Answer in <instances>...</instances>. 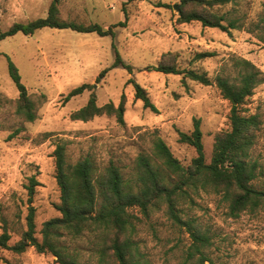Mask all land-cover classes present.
Segmentation results:
<instances>
[{
    "label": "rangeland",
    "instance_id": "obj_1",
    "mask_svg": "<svg viewBox=\"0 0 264 264\" xmlns=\"http://www.w3.org/2000/svg\"><path fill=\"white\" fill-rule=\"evenodd\" d=\"M53 0H0V31L14 23H26L47 16ZM182 0H60L59 17L65 21L99 24L104 28L118 23L115 36L79 33L70 29L44 28L33 35L17 33L0 41V233L2 219L8 222L11 244L26 230L27 190L36 176L33 206L37 237L43 223L60 217V188L52 156L57 143L67 147V159L76 162L91 155L97 165L110 162L129 170L136 157L149 151L151 134L157 132L174 156L189 165L196 156L193 147L179 142L178 131L190 132L194 119H201L203 143L211 158L214 137L229 128L230 103L215 86H204L182 75L164 74L151 69L173 60L181 67H192L214 78L221 72L236 75L232 59L253 62L264 74V43L248 32L264 13V0H241L233 15L244 21V28L223 32L200 22L180 23ZM178 6V9L176 8ZM233 6H227L231 10ZM116 52L133 67H113ZM198 53L212 56L196 60ZM5 55L16 64L29 95L39 99L37 119L25 121L16 113L19 92L13 83ZM171 62V61H170ZM109 69L95 93L97 104L118 106L125 97L124 123L116 116L102 115L84 122L71 114L86 105L90 91L65 101L70 91L84 83L95 84L99 74ZM134 79L147 92L157 111L153 112L135 96ZM252 111L263 117V128L252 151L261 175L256 181L264 188V83L252 98ZM188 218L211 237V246L188 259L191 245L186 226L176 225L163 211L141 224L136 240L152 264H264V210L227 216L221 197L202 192L188 212ZM141 216V215H139ZM183 219L187 217L183 215ZM83 261L95 264L87 252V238L70 239ZM0 264H56L51 254H40L34 247L24 253L0 252Z\"/></svg>",
    "mask_w": 264,
    "mask_h": 264
},
{
    "label": "trees",
    "instance_id": "obj_2",
    "mask_svg": "<svg viewBox=\"0 0 264 264\" xmlns=\"http://www.w3.org/2000/svg\"><path fill=\"white\" fill-rule=\"evenodd\" d=\"M240 1L182 0L178 21H197L204 27L231 33L245 26L243 18L241 21L233 15L234 6ZM59 2L52 1L44 18L14 23L6 31H0V41L20 32L33 35L44 28L70 29L79 33L114 37L115 28L125 26L121 22L104 28L96 23L62 20L59 17ZM229 5L233 8L227 11ZM248 32L255 33L264 43V13L257 23L250 24ZM210 56V53H198L195 59L199 61ZM5 57L10 77L19 92L15 101L16 113L25 121L34 122L38 106L44 102L45 95L33 99L22 82L16 64L8 55ZM176 57H170L167 62H160L151 69L164 74L182 75L184 80L189 79L204 86H215L223 99L230 103V126L215 135L211 158L208 159L205 152L201 119H194L190 132L178 131L179 142L196 151L189 165L182 164L174 156L157 132L151 134L149 151L141 152L129 170L113 162L100 167L91 155L72 163L67 159L66 145L57 143L52 156L61 192L60 203L56 208L61 216L43 223L40 240L37 237L36 209L33 206L40 182L36 176H31L25 185L28 196L27 228L21 239L12 245L8 222L2 219L0 252L6 250L21 254L34 247L40 254L53 255L56 264H91L89 261L84 262L82 252L68 241V238L76 240L86 237L87 252L95 264H152L135 238L144 221L150 220L156 212L163 211L176 225L186 226L192 240L187 252L188 259L200 255L201 260L205 261V250L212 244L211 237L188 218L196 197L202 192L221 197L230 218H239L245 212L264 210V188L256 185L261 170L258 162L252 159V151L263 128V117L259 112H253L251 107L256 89L264 83L263 72L250 60L236 57L232 59V67L236 71L234 77L221 72L212 79L205 72L181 67L173 61ZM117 66L129 71L133 69L118 52L113 67ZM108 70L99 74L95 84L84 83L65 97L67 102L86 91L91 92L86 105L71 114L72 120L87 122L97 116L108 115L116 116L118 122L124 123V95L118 106L112 102L102 106L97 104L96 84ZM129 84L134 85L136 98L146 108L156 112L146 90L133 78ZM183 215L187 220L183 219ZM2 260L0 255V263Z\"/></svg>",
    "mask_w": 264,
    "mask_h": 264
},
{
    "label": "water",
    "instance_id": "obj_3",
    "mask_svg": "<svg viewBox=\"0 0 264 264\" xmlns=\"http://www.w3.org/2000/svg\"><path fill=\"white\" fill-rule=\"evenodd\" d=\"M176 8L178 9V6H176Z\"/></svg>",
    "mask_w": 264,
    "mask_h": 264
}]
</instances>
